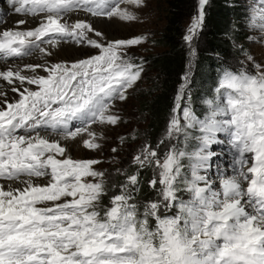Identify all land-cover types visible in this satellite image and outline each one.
Wrapping results in <instances>:
<instances>
[{
	"label": "snow or ice",
	"instance_id": "obj_1",
	"mask_svg": "<svg viewBox=\"0 0 264 264\" xmlns=\"http://www.w3.org/2000/svg\"><path fill=\"white\" fill-rule=\"evenodd\" d=\"M5 2L33 26L0 31V61L50 57L46 46L61 41L95 51L71 63H27L30 75L12 65L0 70V81L11 86L0 85V264H264V65L245 53L254 72L224 71L215 96L204 101L203 119L191 107L185 73L166 128L167 150L159 154L164 140L145 143L131 161L136 171L104 206L105 172L95 167L101 161L65 156L60 140L80 137L86 149L98 151L91 126L120 123L113 109L144 72L143 62L125 50L141 38L109 40L96 22H133V9L146 2ZM207 3L199 0L183 37L190 52ZM256 4L250 26L264 32V0ZM192 129L200 134L193 137ZM190 139L197 143L190 147ZM213 144L231 152V174L215 163L223 152L212 151ZM147 168L157 199L141 211L134 194Z\"/></svg>",
	"mask_w": 264,
	"mask_h": 264
},
{
	"label": "trees",
	"instance_id": "obj_2",
	"mask_svg": "<svg viewBox=\"0 0 264 264\" xmlns=\"http://www.w3.org/2000/svg\"><path fill=\"white\" fill-rule=\"evenodd\" d=\"M197 2L198 0H169L168 21L161 37L155 42L165 49L161 52L140 56L137 60V62L142 61L143 65H147L156 73L152 75L153 78L151 77L149 88L151 95L148 99L145 97L143 101L145 107L143 111L147 112L149 118L145 128L141 131V139L152 147L164 140L165 143L160 144L159 151L167 150L165 145L169 141L164 138L167 122L172 115L175 96L185 73H188L190 69L187 94L191 97V107L197 116L203 117L209 112V107L204 101L215 96V88L223 72L238 71L224 61L243 54L248 39L245 27L233 20L242 9L241 7L229 4L227 0H208L203 22V30L207 31V38L196 44L194 60L190 66V50L183 37L187 32L186 18L191 13L198 14ZM190 131L193 137L200 134L197 129ZM195 143L197 141L189 140L190 147ZM132 159L118 161L117 167L121 170L120 172H114V170L105 174L108 191L101 200L104 206H109L111 196L119 193V185L125 182L126 174L136 171V166L131 163ZM152 175L150 168L140 170V190L134 195L141 211L144 203L157 199L156 190L148 183ZM180 195L184 199L188 198L187 193Z\"/></svg>",
	"mask_w": 264,
	"mask_h": 264
},
{
	"label": "rangeland",
	"instance_id": "obj_3",
	"mask_svg": "<svg viewBox=\"0 0 264 264\" xmlns=\"http://www.w3.org/2000/svg\"><path fill=\"white\" fill-rule=\"evenodd\" d=\"M227 1L229 4L232 3V5H238V7L242 8L235 15L233 20L240 22L245 27L247 30L248 39L246 40L243 54L236 57L227 58V60L224 62H228L233 68H236L237 70L243 67L245 71L254 72L255 69L253 64L246 59L245 53L252 56L256 63L264 65V32L259 31L258 28H253L250 26V17L254 14V8L259 6L256 4V0ZM145 2L146 7L141 9H133L138 17L137 20L133 22H124L118 19H112L111 21L105 20L106 23L99 28L104 33V35L109 38V40L141 38V42L138 45L132 46L131 48L125 50L127 51L128 56L132 57L135 61H137L138 57L140 56L161 52L165 49L155 42L161 37V33L164 32L165 25L168 21L169 0H145ZM197 4L199 12V0ZM9 7L11 8V6ZM189 15L190 16H188L185 21L186 31L189 27H191L192 22L196 19L198 14L195 15L191 13ZM203 22L204 19L202 21L201 29L198 30L194 40L192 41L190 66L194 60L193 53L196 44L207 38V31L205 29L203 30ZM257 23L259 24V21H257ZM60 44H66L64 45L66 48L70 49L73 47V49L69 53H58V59H56L55 56L49 58L47 60L48 63H70L71 60L77 58L78 56L84 58L89 52L95 51L88 48L87 46L77 45L71 41H61ZM11 59L13 61H18L22 58H10L8 60ZM148 69V66L144 65V72L142 73L141 78L133 85L131 89L127 91V99L117 102L115 105L113 111H115V113L120 116V123L116 126H99L95 124L91 126L97 133V142L101 144V149L98 151L86 149L83 145V140L80 137H77L79 138V141H76V138L72 143H69L67 147H65V156H70L73 159H98L101 161V163L95 166L96 169L104 171L106 174L109 173V171L114 170V172H117L118 161H127L137 154L139 149L145 144V141L141 139V131L145 128L149 118L147 112L143 111L145 108L143 106V101H145V97L148 99L151 95V91H149L151 86V77L153 78L152 75L156 74L155 71ZM189 74L190 69L188 75ZM208 114L209 112L204 114L203 117H200L195 113V115L200 119H203ZM170 118L171 116L169 117L168 122ZM121 138H123V143L120 142ZM164 138L167 141L166 135ZM218 138L225 139V136L223 133H220L218 134ZM113 148H116L117 152L113 153ZM211 150H216L218 153L223 152V155H221L217 160V165L222 168L224 165L222 164L224 163L223 158L227 157L226 146L213 144L211 146ZM163 152L164 149L159 151V154L162 156ZM209 175H212L213 178H215V173L210 171ZM87 179L91 180L92 178ZM213 186L219 187V185L216 183H214Z\"/></svg>",
	"mask_w": 264,
	"mask_h": 264
},
{
	"label": "bare ground",
	"instance_id": "obj_4",
	"mask_svg": "<svg viewBox=\"0 0 264 264\" xmlns=\"http://www.w3.org/2000/svg\"><path fill=\"white\" fill-rule=\"evenodd\" d=\"M21 18L28 19L30 21V23L27 25L17 26L16 21L21 19ZM0 20L3 21L2 23H0V31H3V30H13V31H15V30H28V28L33 26L31 23V17H22L21 15L15 14V12L11 10V8L4 2V0H0ZM105 23H106L105 20H99L96 22V27L100 28ZM64 45H66V44H59L56 48H51V46H46V47H49V50L54 53V55H52L50 57L45 56L44 54L35 53V54L31 55L30 57H26L24 59L22 58L18 61H13L12 59L7 60L6 62L0 61V70H3L8 65H12L13 67H19L20 69L25 71V74L30 75L31 73L27 72L25 69V65L27 63H33V64L44 63L45 61H47L49 58H52L53 56H55L56 59H58V57H57L58 53H62V52L63 53L64 52L69 53L73 49V47L71 45L70 46L72 48H70V49L66 48V46H64ZM80 58H83V57L78 56L77 58L71 60V62H75L76 60H78ZM38 71H39V74H44L42 71H40V70H38ZM0 85H2L3 87H5L7 89H10V87H11V86L7 85L6 83H4L3 81H0ZM28 87L32 88V90H35L34 85L28 86ZM9 95H10V97L15 98V94L9 92ZM78 139L79 138H77L76 141H79ZM72 142H73V139H70V140L61 139L60 140L61 145L64 147H67V145L69 143H72ZM215 152H216V150H215ZM217 160L215 161L216 164L218 162ZM227 163H228V161L222 163V164H224L222 169H225L227 174H231V171L227 167ZM211 172L215 173V169L211 170ZM216 184L219 185V181H217Z\"/></svg>",
	"mask_w": 264,
	"mask_h": 264
}]
</instances>
